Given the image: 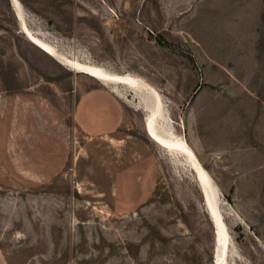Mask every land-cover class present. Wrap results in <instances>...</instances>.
<instances>
[{
    "label": "rangeland",
    "instance_id": "374dc122",
    "mask_svg": "<svg viewBox=\"0 0 264 264\" xmlns=\"http://www.w3.org/2000/svg\"><path fill=\"white\" fill-rule=\"evenodd\" d=\"M23 1L0 0V264L216 262L195 172L149 137L142 94L24 26L157 90L214 180L225 264H264V0Z\"/></svg>",
    "mask_w": 264,
    "mask_h": 264
},
{
    "label": "bare ground",
    "instance_id": "6f19581e",
    "mask_svg": "<svg viewBox=\"0 0 264 264\" xmlns=\"http://www.w3.org/2000/svg\"><path fill=\"white\" fill-rule=\"evenodd\" d=\"M15 11L19 16H21V3L19 0H13ZM22 17V16H21ZM24 30L27 33V36L31 42L38 46L48 55L56 58L62 64L72 68L76 71H81L87 75L99 80L105 85H125L129 87L133 92H139L141 87L142 91H150L157 99V105L159 108H163L165 114L163 119H168V114L166 111V105L163 101L161 94L143 81L137 76H132L130 74H115L111 71H108L104 67L93 65L90 63H82L74 59L69 58L68 56L61 53L57 47L46 41L45 39L39 37L38 35L32 33L26 26ZM140 87V88H138ZM116 91V89H115ZM152 109V108H151ZM146 116V131L149 137L156 142L161 147L165 148L171 153H181L188 158L191 169L194 170L196 179L206 195L209 205L212 207V212L214 216V224L216 229V262L215 264H225V258L228 252V249L231 245V239L226 227L225 222L223 221L221 211L219 210V199L216 193V186L214 180L212 179L209 172L203 167V165L198 160L195 152L189 146L185 138L176 136L174 133H169L164 128L158 118V111L156 109L148 110ZM169 120V119H168ZM167 121V120H166ZM148 124V126H147ZM149 127V128H148ZM215 204V206H214ZM206 205V204H205ZM214 207V209H213Z\"/></svg>",
    "mask_w": 264,
    "mask_h": 264
},
{
    "label": "water",
    "instance_id": "95a60500",
    "mask_svg": "<svg viewBox=\"0 0 264 264\" xmlns=\"http://www.w3.org/2000/svg\"><path fill=\"white\" fill-rule=\"evenodd\" d=\"M138 88H140V87H138ZM142 89H143V87H141V90H139V93L142 94V100L144 101L143 102L144 103L143 104L144 105V109L146 111H147V109L148 110L156 109V111H158L159 121H160V123H162V120H163L164 114H165L163 108H159V106L157 105L158 102H157L156 97L150 91H146L145 92V91H142ZM161 125H162V128H164L166 130V125L163 124V123ZM147 126H148V124H147ZM204 199H205L206 208H207V210H208V212H209V214L211 216V219H212V221L214 223L215 221H214V216H213V212H212V209H211L212 207L209 205L206 195H204ZM214 206H215V204H214ZM213 209H214V207H213Z\"/></svg>",
    "mask_w": 264,
    "mask_h": 264
},
{
    "label": "trees",
    "instance_id": "16d2710c",
    "mask_svg": "<svg viewBox=\"0 0 264 264\" xmlns=\"http://www.w3.org/2000/svg\"><path fill=\"white\" fill-rule=\"evenodd\" d=\"M23 1V0H22ZM24 2V1H23ZM25 3V2H24ZM26 4V3H25Z\"/></svg>",
    "mask_w": 264,
    "mask_h": 264
}]
</instances>
